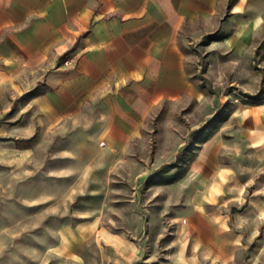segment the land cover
Returning <instances> with one entry per match:
<instances>
[{
	"label": "rangeland",
	"instance_id": "rangeland-1",
	"mask_svg": "<svg viewBox=\"0 0 264 264\" xmlns=\"http://www.w3.org/2000/svg\"><path fill=\"white\" fill-rule=\"evenodd\" d=\"M206 41L188 45L197 95L159 108L122 154L87 124H41L0 86V264H107L126 258L117 237L134 264H264V150L234 134L238 109L264 98V38L224 74L212 61L208 74ZM94 209L101 236L60 255L61 229Z\"/></svg>",
	"mask_w": 264,
	"mask_h": 264
},
{
	"label": "crops",
	"instance_id": "crops-1",
	"mask_svg": "<svg viewBox=\"0 0 264 264\" xmlns=\"http://www.w3.org/2000/svg\"><path fill=\"white\" fill-rule=\"evenodd\" d=\"M204 37L208 74L212 62L224 74L225 60L237 73L244 47L264 38V0H0V86L24 96L41 124H87L105 155L122 154L159 108L197 95L188 45ZM238 115L234 134L264 150V98ZM97 214L61 229L60 255L101 236ZM110 241L127 254L107 264H134L128 244Z\"/></svg>",
	"mask_w": 264,
	"mask_h": 264
},
{
	"label": "built area",
	"instance_id": "built-area-1",
	"mask_svg": "<svg viewBox=\"0 0 264 264\" xmlns=\"http://www.w3.org/2000/svg\"><path fill=\"white\" fill-rule=\"evenodd\" d=\"M68 62H69L68 60H64V61H63L64 64H67Z\"/></svg>",
	"mask_w": 264,
	"mask_h": 264
},
{
	"label": "trees",
	"instance_id": "trees-1",
	"mask_svg": "<svg viewBox=\"0 0 264 264\" xmlns=\"http://www.w3.org/2000/svg\"><path fill=\"white\" fill-rule=\"evenodd\" d=\"M210 38H214V37H210ZM31 94V93H30Z\"/></svg>",
	"mask_w": 264,
	"mask_h": 264
}]
</instances>
